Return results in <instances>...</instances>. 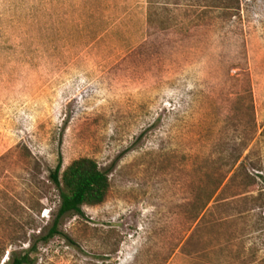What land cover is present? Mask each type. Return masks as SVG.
<instances>
[{
  "label": "rangeland",
  "instance_id": "1",
  "mask_svg": "<svg viewBox=\"0 0 264 264\" xmlns=\"http://www.w3.org/2000/svg\"><path fill=\"white\" fill-rule=\"evenodd\" d=\"M82 157L106 199L35 264H264V0H0V264Z\"/></svg>",
  "mask_w": 264,
  "mask_h": 264
},
{
  "label": "trees",
  "instance_id": "2",
  "mask_svg": "<svg viewBox=\"0 0 264 264\" xmlns=\"http://www.w3.org/2000/svg\"><path fill=\"white\" fill-rule=\"evenodd\" d=\"M235 165L229 170L231 172ZM228 172V173H229ZM227 178V177H226ZM222 178L221 184L226 179ZM51 179L60 190L61 204L52 228L46 235L21 253H13L4 264H35L37 262L38 242H48L60 231V221L67 214H83L85 205H98L104 202L111 182L109 173L103 171L95 159L82 157L74 160L62 170V165L51 173Z\"/></svg>",
  "mask_w": 264,
  "mask_h": 264
}]
</instances>
